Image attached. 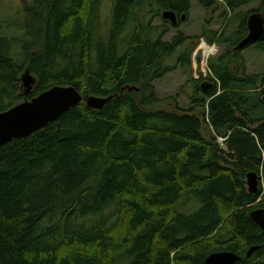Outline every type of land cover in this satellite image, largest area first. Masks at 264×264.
I'll use <instances>...</instances> for the list:
<instances>
[{
  "label": "trees",
  "instance_id": "16d2710c",
  "mask_svg": "<svg viewBox=\"0 0 264 264\" xmlns=\"http://www.w3.org/2000/svg\"><path fill=\"white\" fill-rule=\"evenodd\" d=\"M115 1L105 39L102 0H34L16 22L25 38L0 36V113L56 86L83 95L47 128L0 147V264H205L218 252L264 264V232L250 216L264 209V75L249 74L243 51H235L264 0H222L225 29L203 30L201 38L223 47L208 61L219 81L213 91L201 93L204 79L193 77L200 38L181 54L178 66L196 87L188 110L158 108L172 98L160 99L155 82L177 69L167 59L189 38L179 31L165 42L169 29L145 38L137 22L124 39L142 0ZM191 1L159 0L147 14L189 15ZM197 1L207 10L222 6ZM256 1L257 10H239ZM163 22L176 31L185 23ZM147 28L155 29L152 19ZM254 47L264 53V42ZM26 70L36 78L28 96ZM88 97L111 100L95 110ZM254 172L257 194L247 186Z\"/></svg>",
  "mask_w": 264,
  "mask_h": 264
},
{
  "label": "rangeland",
  "instance_id": "374dc122",
  "mask_svg": "<svg viewBox=\"0 0 264 264\" xmlns=\"http://www.w3.org/2000/svg\"><path fill=\"white\" fill-rule=\"evenodd\" d=\"M217 1L221 3L222 6L220 9L214 11L207 10L197 0H192L189 18L180 26L178 31L173 29L170 25L165 24L161 17L153 19L152 13L147 14L148 10L153 12L155 10H159V0H142L139 7L135 9L134 21L133 23H130L127 33L123 36L124 39H126L135 29L137 22H142L146 27L144 31L145 38L148 37L152 40H157L161 37L165 29H169V32L163 38L165 42H171L179 31L183 32L185 36L189 38V40L181 48H179L173 56L167 59V65L176 66L177 69L155 82L156 91L160 99L172 98L171 100L164 101L161 105L157 106L158 108L174 110L178 106L188 110L192 105H194L191 97L196 94V87L190 83V76L178 66V59L181 54L193 46V43L196 39L200 38L198 40L197 46L200 44L201 40L204 39L201 38L203 30L209 29L210 31H223L225 29L227 20L230 16V14L225 16V12L228 10V7L222 0ZM33 2L34 0H0V36L8 38H14L18 36L21 39L25 38L24 31L19 29V27L16 25V22L20 23L22 20H24L26 6L32 5ZM115 2V0H102L98 11V21L100 24L98 33L103 39L106 38L112 26ZM258 5V2L256 1L239 10L244 13L251 10H257ZM151 19L153 21V26L156 27L152 31L147 28L151 22ZM235 24H237V22H235ZM235 30L236 27L234 24H232L227 30V34H231ZM203 41H205L209 46H214L209 44L205 39ZM197 46L193 52V55L197 49ZM216 47L218 48L219 54L223 47L219 45H216ZM200 53L203 59L202 66L200 62L198 65L194 64L192 55L193 77L195 79L201 78L202 69L207 70V73L209 74L208 61L204 60V52L201 51ZM242 56L247 63L249 74L260 75L264 73V54L259 52L258 49H256L254 46L250 47L242 52ZM214 57L215 56H211L208 60L213 59ZM197 95L198 98H202L203 96H201V93ZM198 209L199 205H196L191 212H195ZM181 212H184L185 214L191 213L183 209H181Z\"/></svg>",
  "mask_w": 264,
  "mask_h": 264
},
{
  "label": "water",
  "instance_id": "95a60500",
  "mask_svg": "<svg viewBox=\"0 0 264 264\" xmlns=\"http://www.w3.org/2000/svg\"><path fill=\"white\" fill-rule=\"evenodd\" d=\"M186 18L184 15L182 21H185ZM163 19L169 21L174 27L179 24L177 13L174 11H165ZM248 29L249 34L238 44L235 51H243L259 42H264V15L262 13L252 14L248 19ZM21 81L24 94L28 96L36 84V78L29 70H26ZM213 88L214 86L208 82L202 85L204 93H208ZM132 90L138 89L129 88V91ZM110 100L111 97L106 99L88 97L85 102L89 108L101 110ZM81 102H83V95L76 88L56 86L31 101H25L5 113H0V147L14 140L27 138L47 128ZM247 186L250 193H259L260 181L257 173L248 175ZM250 216L252 221L264 232V209H255ZM260 249V246L252 247L247 253V258H251ZM240 260L241 258L235 253L218 252L210 255L205 264H237Z\"/></svg>",
  "mask_w": 264,
  "mask_h": 264
},
{
  "label": "built area",
  "instance_id": "2783aa9c",
  "mask_svg": "<svg viewBox=\"0 0 264 264\" xmlns=\"http://www.w3.org/2000/svg\"><path fill=\"white\" fill-rule=\"evenodd\" d=\"M204 40V39H203ZM201 40L200 44L197 46V49L193 55V61H194V64L195 65H198V58L201 57V66H202V62H203V59H202V55H201V51L204 52V60L205 61H209L208 59L211 57V56H217L218 54V48L216 47V45L214 46H209L205 41ZM209 51V52H208ZM208 52V53H207ZM204 61V62H205ZM208 63V62H207ZM209 70V74L207 73V70H201L202 72V75L201 77L203 78H207L209 76H212V72L210 71V69L208 68ZM225 141L226 139L225 138H218V142L219 144L223 147L225 145Z\"/></svg>",
  "mask_w": 264,
  "mask_h": 264
},
{
  "label": "flooded vegetation",
  "instance_id": "af4514ba",
  "mask_svg": "<svg viewBox=\"0 0 264 264\" xmlns=\"http://www.w3.org/2000/svg\"><path fill=\"white\" fill-rule=\"evenodd\" d=\"M165 11H162L161 12V18L163 19V13H164ZM174 12H176V11H174ZM177 13V17H178V20H179V24L178 25H180V23L182 22V17L184 16V15H186V20L189 18V15H187V14H185V13H178V12H176ZM257 13H261V12H257ZM189 14H190V12H189ZM252 14H254V13H251V15ZM263 15H264V12L262 13ZM250 15V16H251ZM249 16V17H250ZM155 18H158V17H155ZM154 19V18H153ZM249 19V18H248ZM185 20V21H186ZM184 21V22H185ZM177 25V26H178ZM176 26V27H177ZM152 27H154V28H156L155 26H153V21H152ZM247 29H248V21H247ZM164 32V31H163ZM249 34V29H248V33H247V35ZM166 35V34H165ZM260 43V42H259ZM263 43V42H262ZM256 45V44H255ZM255 45H253V46H255ZM253 46H251V47H253ZM250 48V47H249ZM248 49V48H247ZM245 51V50H244ZM221 52V51H220ZM220 54V53H219ZM219 54L216 56V57H218L219 56ZM264 54V53H263ZM216 57H214V58H216ZM213 58V59H214ZM260 75H264V73H262V74H260ZM212 77V78H211ZM211 77H207V78H203L204 80H203V82L201 83V85H200V90H201V93H204L203 91H202V85L204 84V83H209V84H212L213 86H214V88L211 90V91H213L214 89H215V83L218 81V79H216L214 76H211ZM209 78H211V79H209ZM200 79V78H199ZM219 82V81H218ZM211 91H209V92H211Z\"/></svg>",
  "mask_w": 264,
  "mask_h": 264
},
{
  "label": "bare ground",
  "instance_id": "6f19581e",
  "mask_svg": "<svg viewBox=\"0 0 264 264\" xmlns=\"http://www.w3.org/2000/svg\"><path fill=\"white\" fill-rule=\"evenodd\" d=\"M253 123V122H252Z\"/></svg>",
  "mask_w": 264,
  "mask_h": 264
}]
</instances>
